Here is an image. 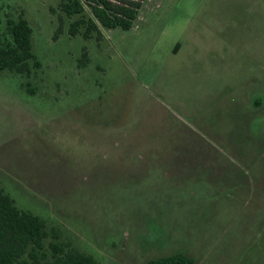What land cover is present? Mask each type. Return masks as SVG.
Masks as SVG:
<instances>
[{"label":"rangeland","instance_id":"1","mask_svg":"<svg viewBox=\"0 0 264 264\" xmlns=\"http://www.w3.org/2000/svg\"><path fill=\"white\" fill-rule=\"evenodd\" d=\"M177 1L97 39L67 16L55 37L57 0H0L41 62L0 70V187L101 264H264V0L198 1L178 30ZM180 30L205 60L166 56Z\"/></svg>","mask_w":264,"mask_h":264},{"label":"trees","instance_id":"2","mask_svg":"<svg viewBox=\"0 0 264 264\" xmlns=\"http://www.w3.org/2000/svg\"><path fill=\"white\" fill-rule=\"evenodd\" d=\"M143 0H57L58 26L54 36L63 29L65 16L68 33L84 38L103 36V28L133 26ZM54 11L55 8L52 7ZM81 65L89 61L83 48ZM32 49V27L22 13L13 17L0 14V70L30 75L40 67ZM32 90V89H30ZM191 261L182 254L166 256L154 264H182ZM101 264L92 254L76 249L61 239L55 226L39 215L20 208L15 199L0 187V264Z\"/></svg>","mask_w":264,"mask_h":264},{"label":"crops","instance_id":"3","mask_svg":"<svg viewBox=\"0 0 264 264\" xmlns=\"http://www.w3.org/2000/svg\"><path fill=\"white\" fill-rule=\"evenodd\" d=\"M198 1H203V0H178L176 11L174 12L173 18L171 20V23L173 25H176V28L178 30V25H182L185 28L189 26V21L191 22L193 13L196 8H198L199 2ZM209 2V0H206V3ZM188 3L189 10L188 11H183L184 7L182 4ZM209 4V3H208ZM208 4L205 5L207 8L209 7ZM197 10V9H196ZM182 18V19H181ZM181 19V20H177ZM180 29V28H179ZM185 32L180 30L179 33H176L175 36H173V41L171 43L167 42L166 44L167 51H166V56L168 55H174V56H182L185 52L189 51L190 54H193V59H198L201 58L200 60H205V57L207 54V47L205 45H201L200 50L197 48V35L194 33V31L190 32L187 35H184ZM227 36V34H226ZM227 40V38H225ZM228 42V41H226ZM220 57H222L221 60H235L238 57H240L244 51V48L241 47L240 44L235 43V42H229L225 45H222L220 48ZM209 52V51H208ZM228 63V61H227ZM261 63V62H260Z\"/></svg>","mask_w":264,"mask_h":264}]
</instances>
